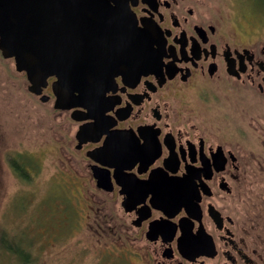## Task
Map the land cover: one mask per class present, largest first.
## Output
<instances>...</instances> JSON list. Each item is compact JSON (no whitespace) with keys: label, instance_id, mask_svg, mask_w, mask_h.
I'll list each match as a JSON object with an SVG mask.
<instances>
[{"label":"flooded vegetation","instance_id":"af4514ba","mask_svg":"<svg viewBox=\"0 0 264 264\" xmlns=\"http://www.w3.org/2000/svg\"><path fill=\"white\" fill-rule=\"evenodd\" d=\"M213 1H83L99 18L85 39L108 61L98 109L57 108L55 75L38 95L76 127L57 145L58 176L91 210L113 201L97 233L142 264H264V151L247 152L250 111L264 115V33ZM137 38L156 62L139 77Z\"/></svg>","mask_w":264,"mask_h":264},{"label":"rangeland","instance_id":"374dc122","mask_svg":"<svg viewBox=\"0 0 264 264\" xmlns=\"http://www.w3.org/2000/svg\"><path fill=\"white\" fill-rule=\"evenodd\" d=\"M213 2L249 32L264 33L263 0ZM29 84L15 59L3 57L0 50V237L10 245L7 249L19 248L26 255L0 246V264H142L127 250L116 249L112 237L97 233L94 219L100 210L106 208L112 216L118 212L113 201H94L91 210L84 192L66 187L58 176L66 153L57 145L76 127L69 124L67 112L56 111L53 100H40ZM248 118L247 152L264 151V141L259 145L251 136L264 134L253 128L258 123L264 127V115L251 110Z\"/></svg>","mask_w":264,"mask_h":264},{"label":"water","instance_id":"95a60500","mask_svg":"<svg viewBox=\"0 0 264 264\" xmlns=\"http://www.w3.org/2000/svg\"><path fill=\"white\" fill-rule=\"evenodd\" d=\"M70 1L0 0V50L3 57L15 59L18 71L26 72L31 92L41 95L49 77L55 75L57 108L84 106L96 111L102 80L99 73L108 61L91 50L85 32L97 28L98 13L90 10L85 0L72 5ZM149 48L137 38V77L156 63Z\"/></svg>","mask_w":264,"mask_h":264},{"label":"trees","instance_id":"16d2710c","mask_svg":"<svg viewBox=\"0 0 264 264\" xmlns=\"http://www.w3.org/2000/svg\"><path fill=\"white\" fill-rule=\"evenodd\" d=\"M263 1H264V0H263ZM5 242H6V241H5V238L1 236V237H0V246H1L2 248H6V249H7V247L10 246V245H9V244H5ZM8 249H9V250H8ZM8 249H7V250H8L9 252H11V253H18V252H20V254L23 253V252L21 251V249H19V248H18L17 250H16V249H14V250H13V249L10 250V248H8ZM23 255L26 256L25 253H23Z\"/></svg>","mask_w":264,"mask_h":264}]
</instances>
